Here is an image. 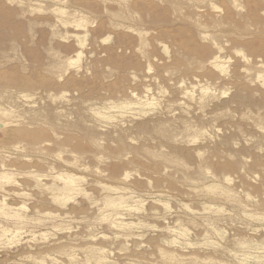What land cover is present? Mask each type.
<instances>
[{"label": "rangeland", "instance_id": "obj_1", "mask_svg": "<svg viewBox=\"0 0 264 264\" xmlns=\"http://www.w3.org/2000/svg\"><path fill=\"white\" fill-rule=\"evenodd\" d=\"M0 264H264V0H0Z\"/></svg>", "mask_w": 264, "mask_h": 264}, {"label": "bare ground", "instance_id": "obj_2", "mask_svg": "<svg viewBox=\"0 0 264 264\" xmlns=\"http://www.w3.org/2000/svg\"><path fill=\"white\" fill-rule=\"evenodd\" d=\"M216 59V58H215ZM214 62V61H213ZM221 63V62H220ZM214 66V65H213ZM4 113V112H3ZM18 123V122H17ZM9 127V126H8Z\"/></svg>", "mask_w": 264, "mask_h": 264}]
</instances>
